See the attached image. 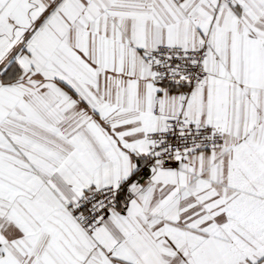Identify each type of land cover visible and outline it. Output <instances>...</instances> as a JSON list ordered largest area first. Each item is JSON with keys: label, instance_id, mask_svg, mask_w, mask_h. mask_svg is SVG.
<instances>
[{"label": "snow or ice", "instance_id": "6c2138e0", "mask_svg": "<svg viewBox=\"0 0 264 264\" xmlns=\"http://www.w3.org/2000/svg\"><path fill=\"white\" fill-rule=\"evenodd\" d=\"M0 264H264V0H0Z\"/></svg>", "mask_w": 264, "mask_h": 264}]
</instances>
